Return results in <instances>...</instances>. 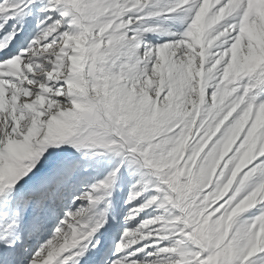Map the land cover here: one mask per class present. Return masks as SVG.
Returning <instances> with one entry per match:
<instances>
[{
  "label": "snow or ice",
  "instance_id": "obj_1",
  "mask_svg": "<svg viewBox=\"0 0 264 264\" xmlns=\"http://www.w3.org/2000/svg\"><path fill=\"white\" fill-rule=\"evenodd\" d=\"M0 264H264V0H0Z\"/></svg>",
  "mask_w": 264,
  "mask_h": 264
}]
</instances>
